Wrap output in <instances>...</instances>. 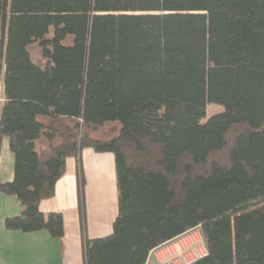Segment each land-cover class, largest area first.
<instances>
[{"label":"trees","instance_id":"1","mask_svg":"<svg viewBox=\"0 0 264 264\" xmlns=\"http://www.w3.org/2000/svg\"><path fill=\"white\" fill-rule=\"evenodd\" d=\"M0 37V194L22 206L7 231L63 236L38 204L71 157L83 264H146L194 228L193 264H264V0H0ZM208 104L223 112L201 123ZM83 149L113 155L118 191L111 233L91 240Z\"/></svg>","mask_w":264,"mask_h":264},{"label":"crops","instance_id":"2","mask_svg":"<svg viewBox=\"0 0 264 264\" xmlns=\"http://www.w3.org/2000/svg\"><path fill=\"white\" fill-rule=\"evenodd\" d=\"M3 86L0 79V107L3 103ZM44 125L56 129L65 130L74 124L71 119L65 118H39ZM2 150V151H1ZM110 153H95L91 149H83L80 153L82 160V171L86 186L87 200L91 204L92 197L98 195L104 197V190L100 175V165H106L114 171V158L112 157L102 163L106 158L103 155ZM101 156V157H100ZM108 158V157H107ZM107 160V159H106ZM99 162V163H98ZM112 171V176L113 175ZM13 180V155L8 148L7 138L0 141V182L10 183ZM93 185L91 184V182ZM113 177V187L114 186ZM117 192V189H116ZM112 214L107 216L93 209L85 217H89L90 225L97 230L91 231L89 239H98L101 232H109L117 216L118 200L113 196ZM38 210L47 214L59 213L62 216L63 236L59 239L52 238L47 232L23 233L20 231H7L4 221L8 218L20 216L22 206L14 196L0 194V264H83L82 245L79 227L78 199L76 185V161L74 158L65 160L64 173L54 186V195L44 199L38 204ZM107 210V209H106ZM114 216V217H113ZM108 220V222H106ZM87 232V231H86ZM87 235V234H86ZM108 236V235H106ZM146 264H154L151 256H148Z\"/></svg>","mask_w":264,"mask_h":264},{"label":"rangeland","instance_id":"3","mask_svg":"<svg viewBox=\"0 0 264 264\" xmlns=\"http://www.w3.org/2000/svg\"><path fill=\"white\" fill-rule=\"evenodd\" d=\"M2 39V37H0ZM3 40H5L3 38ZM30 51H31V54H32V57L34 58V60L36 62H39V59H38V56H39V49L37 48L36 45H33L31 48H30ZM223 112V108L221 106H218V105H215V104H208L206 106V110H205V119L201 121V123H204L208 118H210L211 116L213 115H217V114H220ZM117 125L116 124H108V125H104L100 128H96L95 132L92 134V136L94 137H100V136H105V137H109V136H113L117 133ZM2 151V150H1ZM110 156L112 157V155L110 154H105L102 156V158H106L105 160L103 161H99V162H102V163H106V161H108V159L110 158ZM101 157V156H100ZM108 157V158H107ZM113 158V157H112ZM83 160V156H82V159L81 161ZM84 162V160H83ZM98 162V163H99ZM100 170L97 171V174L100 175V181L102 182L103 184V187L101 188V190H104V194H103V198L101 199L98 195L92 197V201H91V204L88 202L87 200V195H86V186L84 185V208H85V213H86V216L87 214L89 213V210L90 209H93L94 212H101L103 213L104 215H106V212H107V216L111 215L112 214V205H110V203L113 200V196H116L117 197V200H118V191L116 192V189H117V184H116V173H115V167H114V171H113V166L111 168L107 167V164L106 165H100ZM112 171H113V175L112 176ZM113 177H114V186L116 185V189L114 190V187H113ZM91 184L93 185L92 181H90ZM107 209V210H106ZM109 214V215H108ZM114 217V216H113ZM116 216L114 217V220H115ZM85 222H86V236L87 238H91L90 235H91V231H95L97 232L96 229H94V227H92L89 223H90V219L89 217H85ZM108 222V220L106 221ZM112 231V228L110 229L109 232H101L99 234H101L100 236H106V235H109ZM91 240V239H90Z\"/></svg>","mask_w":264,"mask_h":264},{"label":"built area","instance_id":"4","mask_svg":"<svg viewBox=\"0 0 264 264\" xmlns=\"http://www.w3.org/2000/svg\"><path fill=\"white\" fill-rule=\"evenodd\" d=\"M205 255L199 228H194L150 252L154 264H193Z\"/></svg>","mask_w":264,"mask_h":264}]
</instances>
